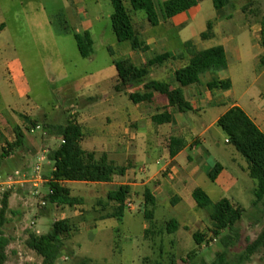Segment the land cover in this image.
Segmentation results:
<instances>
[{
	"label": "crops",
	"instance_id": "obj_1",
	"mask_svg": "<svg viewBox=\"0 0 264 264\" xmlns=\"http://www.w3.org/2000/svg\"><path fill=\"white\" fill-rule=\"evenodd\" d=\"M85 1L0 0V50L4 43L2 39L7 35L11 36L13 45L27 44L33 39L36 27L52 23V16L48 17L40 11V8H48L47 2L59 5L60 8H79V21L72 31L73 37L89 33L94 43V52L88 58L82 57L92 66L89 70H84L78 83L75 108L81 109L82 112L74 110L70 118L82 128L80 146L84 151L105 153L110 162L116 167L125 168L126 172L124 177L111 183L64 182L62 185L70 190V197L74 199H77L74 189L83 185L112 187L107 197L111 192L118 191L121 186H130L132 191L135 187H143L144 190L149 188L157 207L164 208L165 204L171 206L173 219L179 224L175 234L179 246L187 242L191 248L194 234L210 229L212 223L211 219L205 221L197 212V204L184 199L187 194L193 197L197 188L203 189L211 198V194L199 185L198 178L203 175L209 179L208 175L214 166L220 164L223 171L213 183L223 193L231 194L241 182L240 172L246 174L245 166L239 163L235 155L232 163L236 166V171L228 169L219 159L213 157L208 148V134L218 127L219 119L234 107L244 110L264 133V65L261 62L264 57V47L261 43L264 0H249L245 4L242 0H231V4L221 10L215 8L213 1L215 22L203 16V0H199L197 6L161 22L158 26H152L147 18H133L136 36L146 50L134 49L130 42L120 43L117 40V51L107 44L104 46L107 54L102 57L101 64L98 63L94 25L88 13L83 10ZM226 9L228 13L222 15ZM112 16L113 14V32ZM197 21H200L201 29L199 33L194 34L192 32ZM210 23L213 26V37L203 40L201 35L207 31ZM189 42L193 43V48L187 50L185 45ZM218 46L225 50L228 65L226 70L208 71L189 81H177L175 73L189 64L191 53ZM164 54H180L182 57L153 67L143 83L128 86L122 91L117 90L119 81L115 61L128 59L136 67H141L149 60ZM1 60L0 56V77L4 67L7 73L12 75V79L26 75L19 56L11 58L6 66L1 65ZM12 64L13 68L10 67ZM234 67L238 68L237 71H233ZM214 81H230L232 87L227 91L210 89L208 85ZM149 82L161 83L165 85V89L147 90L145 84ZM175 93L183 95L191 105L192 111L182 113L170 106L169 95ZM9 95L24 98L23 94L12 89L9 90ZM135 95L139 97L133 99L132 96ZM11 115L13 130L20 128L25 133L23 127H27L30 121L28 116L14 109ZM156 117L164 120L170 118V121L159 124L154 120ZM225 137V144L230 146L226 134ZM13 138L15 139V135ZM56 138L59 146L62 138ZM8 141L13 142L12 138ZM213 146L217 147L215 141ZM13 154L16 153L10 155ZM6 159L10 160L9 156ZM154 159L157 164L163 161L164 165L160 169L147 172L138 170V164ZM210 160L215 162L211 170ZM52 170L53 165L50 175ZM233 198L236 201L229 200L234 205L244 208L238 203L240 196ZM222 199L225 197L220 200ZM110 202L115 204V210L110 215L112 216L116 213L118 204Z\"/></svg>",
	"mask_w": 264,
	"mask_h": 264
},
{
	"label": "rangeland",
	"instance_id": "obj_2",
	"mask_svg": "<svg viewBox=\"0 0 264 264\" xmlns=\"http://www.w3.org/2000/svg\"><path fill=\"white\" fill-rule=\"evenodd\" d=\"M157 1L162 3L165 0ZM242 1L245 4L249 0ZM124 2L131 10L134 19L147 18L144 12L133 11L128 0ZM47 4L48 8H40L42 9L40 11L48 17L52 16L54 20L51 24L36 27L32 35L33 39L27 44L13 45L11 36L7 35L2 39L4 43L0 50L1 65L6 66L11 58L19 56L26 73L24 77L17 76L13 80L12 75H9L4 67L0 77L2 92L0 97L2 114L0 116V175H11L15 170L31 172L42 155L47 158L41 172L44 182L38 187L27 183L15 185L11 189L0 188V209L3 196L10 195L9 223L4 229L5 234L11 239L6 264H44L43 258L31 248L29 243L34 236L48 234L54 222L64 219L70 221L72 232L70 238L64 240L61 257L56 264H82L86 260H88L86 264L169 262L173 256L178 259L185 258L192 250L198 251L197 264L213 263L217 258V251L221 249L218 239H214L209 245L204 244L201 248H197L195 241L192 240V247L189 248L187 242L179 246L177 237L166 233L165 224L174 217L171 206L165 204L164 208L157 207L152 223L145 219L143 187H135L127 198V202L133 204V210L125 207L122 219L109 217L115 210V204L107 197L112 187L83 185L76 188L74 195L79 202L74 206L66 204L59 206L46 200L49 194L46 181L50 179L52 166L49 163L48 154L56 149L59 143L56 136L51 138L53 136L46 134L44 126H64L74 110L82 112L81 109L75 108L78 83L84 70H89L92 66L90 62L82 59L72 34L79 21V15H77L79 8H60L54 3L47 2ZM202 6L205 8L203 16L215 22L216 11L213 0H203ZM83 7L94 25L98 63L101 64L102 57L107 54L104 46L107 44L114 51H117L119 46L116 36L111 31V15L114 13V8L110 0H97V2L86 0ZM227 13L226 9L221 14ZM200 29V21H197L192 33L197 34ZM10 67L13 68V64ZM237 69L234 67L233 71ZM11 89L23 94L24 98H14L9 95ZM12 109L27 115L30 121L27 127H23L27 135L25 146L13 151L16 154L10 155L9 160L6 159L7 157L2 158L1 155L3 148L7 149V144L12 143L8 139L12 138L14 141ZM32 121L41 125L42 129L30 133ZM225 138L220 128H213L208 134V148L213 157L219 159L230 170L236 171V166L232 163L233 155L237 157L241 165L245 166L246 174L240 172L239 186L231 194H225L203 175L198 178V182L211 194L213 202L224 197L236 201L233 196H240L238 203L248 211L239 224L241 239L227 250V264H264V249L245 262L241 260L247 246V238L251 241L257 239L264 228V212L261 206L253 207L255 201L253 189L256 181L248 175L246 160L233 147L225 144ZM214 141L217 147L213 146ZM45 150L48 152H44ZM210 161L211 170L215 162ZM163 165V161L157 164L154 159L138 164L137 168L139 170L144 167L147 172L160 169ZM184 199L196 204L189 194ZM44 201L45 206L42 205ZM197 210L205 221L210 219L208 210L200 208ZM211 228L212 223H210ZM210 229H204L202 232L207 235L208 241L214 238ZM147 230H150V233H146Z\"/></svg>",
	"mask_w": 264,
	"mask_h": 264
},
{
	"label": "trees",
	"instance_id": "obj_3",
	"mask_svg": "<svg viewBox=\"0 0 264 264\" xmlns=\"http://www.w3.org/2000/svg\"><path fill=\"white\" fill-rule=\"evenodd\" d=\"M114 13L112 16V29L120 43L130 42L134 49L146 50L141 46L136 36L133 25L131 10L125 5L124 0H110ZM133 11H142L152 26H158L161 22L182 14L198 5L199 0H168L158 2L157 0H128ZM215 8L221 10L231 4V0H213ZM252 1V0H251ZM262 46L264 47V18L262 20ZM213 37V26L210 23L208 29L201 35L203 40ZM80 55L83 58L90 57L93 52V40L89 33L77 35L75 37ZM186 49H192L193 43L185 45ZM189 64L175 73L177 81L184 82L192 80L208 71L226 70L227 59L223 47L218 46L208 50L191 53ZM179 55L164 54L149 60L145 65L136 67L128 59L115 61V67L118 73L119 86L118 91H122L131 85L141 84L149 76L153 67L162 65L170 60L181 58ZM264 65V57L262 58ZM210 89L230 90L232 84L230 81H214L208 85ZM145 89L161 91L165 85L157 82L145 84ZM138 95L132 96L133 99ZM169 104L177 108L180 112L186 113L192 111L191 105L184 99L181 93L169 95ZM159 124L170 121L161 117L154 118ZM32 126L37 123L32 121ZM217 126L226 134L227 141L248 164L249 176L256 180L254 189L255 201L254 208L261 206L264 212V133L250 119V117L240 107L230 109L217 122ZM46 134L50 136L61 137L60 145L49 152L48 160L53 165L51 179L48 180L50 194L46 200L51 204L74 206L79 200L70 197V190L64 187V182H85V183H111L117 178L125 176L126 169L116 167L109 161L107 154L87 152L80 146L83 133L80 125L73 118H69L64 126L45 125ZM15 139L4 148L2 158L10 156L11 152L25 146L26 136L22 129H14ZM223 166L216 164L208 177L215 182ZM130 186H121L118 191L111 192L108 196L110 201L118 204L116 213L111 218L122 219L125 214V203L127 196L131 194ZM144 195V216L150 223L154 221L155 210L157 208L155 198L149 188L143 192ZM9 194H5L1 200L0 209V264H6L8 261V247L11 239L5 234L4 229L9 223L8 215L10 213ZM193 198L200 209H206L212 222L210 232L214 237L207 240V235L201 232L194 234V241L197 248L204 244L209 245L212 241L219 240L221 249L217 251V258L211 264H227V250L235 246L241 239V229L239 224L242 222L248 211L240 206L234 205L229 199H222L214 203L209 195L201 188L193 192ZM175 204V202H174ZM179 229V224L175 219H170L165 224V231L168 235H175ZM72 227L69 220H59L53 223L52 229L48 234L34 236L29 243L31 248L43 258L44 264H56L61 257L64 247V240L70 238ZM146 233H150L147 230ZM264 249V228L257 239L251 241L247 238V246L241 257L242 262L249 260L253 255ZM198 251H190L185 258L172 257L169 262L157 261L155 263L147 262L145 264H197ZM88 260L82 262L86 264ZM147 261V260H146ZM206 264V263H202Z\"/></svg>",
	"mask_w": 264,
	"mask_h": 264
},
{
	"label": "built area",
	"instance_id": "obj_4",
	"mask_svg": "<svg viewBox=\"0 0 264 264\" xmlns=\"http://www.w3.org/2000/svg\"><path fill=\"white\" fill-rule=\"evenodd\" d=\"M41 129H42V126L37 125L35 127L32 126V128H30L29 130H30V133H35L36 131L41 130ZM46 160H47L46 156L42 155L39 158V162L35 165V167L31 170V172L25 173L23 171L15 170L11 175H4V176L0 175V188L7 187V189H11L15 185H24L27 183H32L34 187H38L40 183L44 182L41 176V172H42L43 163L46 162ZM144 170H145L144 167L140 168V171H144ZM37 193L38 192H36V194ZM50 193L51 191H49V194ZM42 205L45 206L46 202L44 201ZM125 207L128 210H133V204L131 202H126Z\"/></svg>",
	"mask_w": 264,
	"mask_h": 264
}]
</instances>
